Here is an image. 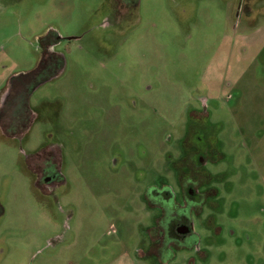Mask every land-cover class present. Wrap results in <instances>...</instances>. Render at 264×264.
<instances>
[{"label":"rangeland","instance_id":"obj_1","mask_svg":"<svg viewBox=\"0 0 264 264\" xmlns=\"http://www.w3.org/2000/svg\"><path fill=\"white\" fill-rule=\"evenodd\" d=\"M177 172L203 214L160 256ZM0 264H264V0H0Z\"/></svg>","mask_w":264,"mask_h":264},{"label":"flooded vegetation","instance_id":"obj_2","mask_svg":"<svg viewBox=\"0 0 264 264\" xmlns=\"http://www.w3.org/2000/svg\"><path fill=\"white\" fill-rule=\"evenodd\" d=\"M120 1H122V3H128L130 1L133 3H136V0H120ZM56 38H57L56 36L53 37L52 35H50V37L46 36L45 40L43 39L44 40L42 41L43 54L40 57L38 66L39 65H49V66L52 65L53 66L55 64L62 63L63 61L62 58H61L62 61L58 60L61 56L59 55L55 56L54 52L46 51L48 50V48H50L52 44L58 42L57 41L58 39ZM13 79L10 80L8 85L12 86ZM15 79H17V77H15ZM28 81L29 79L20 81L21 83H23V86L17 87V88H20V90L18 91L17 90L15 92L12 91L9 94V98L14 97V100H15L16 97H23L24 92L27 91L28 88L31 89V86L28 87L26 84V82L28 83ZM28 100H29V97H28ZM23 101L24 100H20L19 105H21ZM44 155L47 157L48 162L52 161L51 155L50 154L46 155V153L44 152V154L41 156L42 158L41 157L31 158L30 166L32 167V165L34 166V164L37 163V161L42 160L43 157H45ZM181 160H185L186 168H185L184 173L187 175H191L192 171L197 172V170L199 169L201 170V168L205 164L207 165L209 163V157L205 155V152L203 155L202 153H200V150L198 151L197 149L195 151L192 149L191 152H189V154H186V153L185 155L182 154ZM50 163H51V172H49L50 175L43 176V182L48 183V184L54 183V182L57 183L60 179L61 174L57 171L58 168L56 167V165L53 164L52 162ZM28 171L31 172L30 167L28 168ZM205 171L207 173V176H212L210 171L208 172L207 169ZM33 173L37 174L38 172H35V171L31 172V174ZM176 177H178V181H179L178 182L179 189L177 192L168 185L170 188V191L164 190L162 186V187H158L155 191H153V193H150V194L148 193L144 196L146 204L158 212L156 216L157 217L156 218V224H157L156 229L161 228L159 230V235L163 242V248H156L153 246V245H156L157 242L152 239L153 238L152 236H154L152 234H151L150 245H151L152 250H154L153 252L157 253L160 256L170 255V253L172 254L173 246H176L177 248H183L184 246L187 245V243L195 239L197 232L195 230L194 220L198 219L196 217L199 216V214L200 215L203 214L202 212L199 213L198 211L199 207L201 208L202 205L204 208V194L205 193L204 191L202 192L199 190V185H201V183L196 184V187L191 185L190 181L182 185L179 172L176 173ZM56 183H54L53 186ZM38 189H40V187H38ZM49 189L50 187L46 188V190L44 191L46 192ZM180 190L181 191L183 190L182 191L183 194L181 197L179 196L178 198V194H180L181 192ZM213 192H215L214 189H213ZM162 209H163V215H165V217L163 220L158 222V219H161L159 218L160 217L159 210H162ZM156 229H153V230H156Z\"/></svg>","mask_w":264,"mask_h":264},{"label":"trees","instance_id":"obj_3","mask_svg":"<svg viewBox=\"0 0 264 264\" xmlns=\"http://www.w3.org/2000/svg\"><path fill=\"white\" fill-rule=\"evenodd\" d=\"M41 76V78L38 80V82L37 83H35V84H38L39 82H41V81H43V80H46L47 78H50V77H48V76H46V77H44L43 76V74H41L40 75ZM35 84H33L34 86H35ZM32 85V86H33ZM29 128H30V123L24 128V133L22 134L23 136H24V134H26L27 132H28V130H29ZM16 134H12V135H10V137H12V136H15ZM19 136V135H18ZM44 154V151H43V148L42 149H40L38 152H36L34 155H32L31 157L32 158H37V157H41L42 155ZM31 160V159H30ZM30 160H29V164H28V168L30 167Z\"/></svg>","mask_w":264,"mask_h":264},{"label":"water","instance_id":"obj_4","mask_svg":"<svg viewBox=\"0 0 264 264\" xmlns=\"http://www.w3.org/2000/svg\"><path fill=\"white\" fill-rule=\"evenodd\" d=\"M190 193H192V192H190Z\"/></svg>","mask_w":264,"mask_h":264}]
</instances>
